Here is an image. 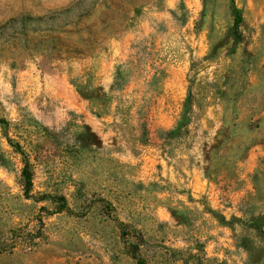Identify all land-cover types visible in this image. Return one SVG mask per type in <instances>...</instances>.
Instances as JSON below:
<instances>
[{
  "label": "rangeland",
  "instance_id": "1",
  "mask_svg": "<svg viewBox=\"0 0 264 264\" xmlns=\"http://www.w3.org/2000/svg\"><path fill=\"white\" fill-rule=\"evenodd\" d=\"M0 264H264V0H0Z\"/></svg>",
  "mask_w": 264,
  "mask_h": 264
}]
</instances>
